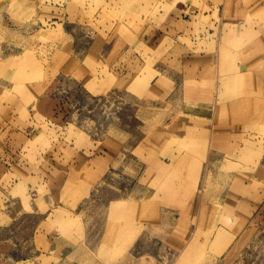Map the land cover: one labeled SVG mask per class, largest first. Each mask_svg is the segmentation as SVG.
Returning <instances> with one entry per match:
<instances>
[{
  "label": "rangeland",
  "instance_id": "1",
  "mask_svg": "<svg viewBox=\"0 0 264 264\" xmlns=\"http://www.w3.org/2000/svg\"><path fill=\"white\" fill-rule=\"evenodd\" d=\"M248 263L264 0H0V264Z\"/></svg>",
  "mask_w": 264,
  "mask_h": 264
},
{
  "label": "crops",
  "instance_id": "2",
  "mask_svg": "<svg viewBox=\"0 0 264 264\" xmlns=\"http://www.w3.org/2000/svg\"><path fill=\"white\" fill-rule=\"evenodd\" d=\"M229 39H231L230 41L231 42H233V37H230ZM238 76L239 75H236L235 76V78H238ZM232 80V79H231ZM236 79H234V82L236 83V81H235ZM238 81V80H237ZM189 84H191V86L193 85V82H190V80H186L185 81V86H187V85H189ZM256 108V107H255ZM255 108H253V109H255ZM260 113V112H259ZM141 112H139V115L137 114V116H141ZM185 116V118L187 117V119H189L190 121H187V122H181L180 123V131H182V132H186V133H188V134H190L191 132H192V135H194V132L192 131V125H191V121H193L194 122V118H193V116H189V115H184ZM196 117V116H195ZM184 118V119H185ZM198 118V117H197ZM215 191H217V192H221V190H218V189H216V190H214V193L216 194V192ZM213 197H216V195H214ZM217 198V197H216Z\"/></svg>",
  "mask_w": 264,
  "mask_h": 264
},
{
  "label": "bare ground",
  "instance_id": "3",
  "mask_svg": "<svg viewBox=\"0 0 264 264\" xmlns=\"http://www.w3.org/2000/svg\"><path fill=\"white\" fill-rule=\"evenodd\" d=\"M86 176H87V174H86V170L85 171H83L82 172V174H81V177H82V179H86ZM96 214H98V211L96 212ZM263 245V244H262ZM190 250V249H189ZM253 254V253H252ZM249 255V254H248ZM255 255V254H254ZM187 256H188V249H185V250H182V253H181V257H180V260H185L186 258H187ZM257 256V255H256ZM263 256V255H262ZM253 257V256H252ZM249 258V257H248ZM251 259V258H250ZM257 259V258H256ZM254 261V260H253ZM252 261V262H253ZM249 264V263H248ZM258 264V263H257Z\"/></svg>",
  "mask_w": 264,
  "mask_h": 264
}]
</instances>
